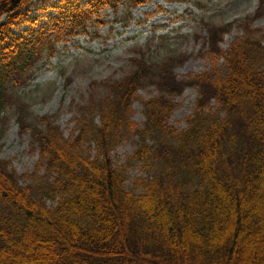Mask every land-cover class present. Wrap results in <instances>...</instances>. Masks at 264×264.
<instances>
[{"label": "trees", "instance_id": "16d2710c", "mask_svg": "<svg viewBox=\"0 0 264 264\" xmlns=\"http://www.w3.org/2000/svg\"><path fill=\"white\" fill-rule=\"evenodd\" d=\"M35 1L54 13L31 21ZM150 1L0 0V116L11 89L28 84L56 46L102 24L106 9ZM208 33L222 70L180 84L166 77L168 64L140 56L87 117L74 118L69 138L48 121L40 134L18 120L34 132L39 161L22 176L0 161V264H264V46L248 27L226 51ZM146 80L159 95L143 103L138 129L132 103ZM184 84L198 96L177 131L172 100ZM131 140L137 149L115 163V148ZM135 169L145 177L127 187Z\"/></svg>", "mask_w": 264, "mask_h": 264}, {"label": "rangeland", "instance_id": "374dc122", "mask_svg": "<svg viewBox=\"0 0 264 264\" xmlns=\"http://www.w3.org/2000/svg\"><path fill=\"white\" fill-rule=\"evenodd\" d=\"M85 2V0H82ZM260 0H151L125 12L121 6L116 13L106 9L100 14L102 24L92 25L87 35H81L56 46L57 52L35 67L32 80L25 86L11 89L13 95L8 109L0 116V161L19 176L33 174L38 168L37 142L34 132L46 130L43 121L58 127L67 139L74 132V118L96 108L109 94V85L118 83L135 70L133 60L144 56L156 69L164 65L166 77L173 76L183 84L189 76L208 73L215 65L224 68L222 60L212 64L213 47L209 30L218 38L223 51L239 37L245 27L260 35L264 46V2ZM50 5L56 0H50ZM41 3L29 8V17L43 21L54 11L40 13ZM129 13V14H127ZM220 33V37H219ZM139 61V60H138ZM172 82V81H171ZM150 80L138 87L132 103L131 122L141 129L145 122L143 103L159 95ZM198 90L183 86L173 96L174 111L169 124L177 131L186 128V119L194 112ZM87 117V116H85ZM37 125V130H21ZM99 121L95 117L94 123ZM136 140V139H135ZM137 149L127 141L112 153L115 163L123 162ZM42 168L38 175H42ZM138 170L129 174V184L144 178ZM51 203H48L50 206Z\"/></svg>", "mask_w": 264, "mask_h": 264}, {"label": "bare ground", "instance_id": "6f19581e", "mask_svg": "<svg viewBox=\"0 0 264 264\" xmlns=\"http://www.w3.org/2000/svg\"><path fill=\"white\" fill-rule=\"evenodd\" d=\"M30 11V10H29ZM23 12H24V10H23ZM28 14H29V12H28ZM28 18H31V17H28ZM33 19L31 18V21H32ZM24 26V28H28V26L26 25V24H24L23 25Z\"/></svg>", "mask_w": 264, "mask_h": 264}]
</instances>
